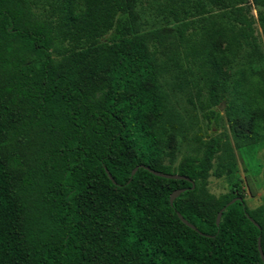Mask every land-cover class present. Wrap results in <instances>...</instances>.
Returning <instances> with one entry per match:
<instances>
[{"label": "trees", "instance_id": "trees-1", "mask_svg": "<svg viewBox=\"0 0 264 264\" xmlns=\"http://www.w3.org/2000/svg\"><path fill=\"white\" fill-rule=\"evenodd\" d=\"M155 1L0 0V264H264L234 151L264 147V0ZM169 87L211 130L175 167Z\"/></svg>", "mask_w": 264, "mask_h": 264}, {"label": "rangeland", "instance_id": "rangeland-1", "mask_svg": "<svg viewBox=\"0 0 264 264\" xmlns=\"http://www.w3.org/2000/svg\"><path fill=\"white\" fill-rule=\"evenodd\" d=\"M37 1L42 2L43 0ZM139 9H142L143 20L147 21V24L144 26L145 29H149V27L154 25L159 27L160 24L164 23L162 9L157 1L143 0ZM252 14L257 17V7L254 4H252ZM255 33L262 44L263 37L258 23L255 25ZM110 34L111 32H108L105 37H108ZM170 77L171 75L166 76V78ZM193 94L187 93L184 89L179 91L170 88L169 103L172 107V114L176 123L174 130L175 138L172 144L177 150L173 156V162H171L174 167L184 155L192 152L191 150L198 145L201 139L207 140L209 135H211L207 120L202 117L201 111L195 109L188 100V97H191L194 104L198 103L197 97ZM218 108L221 118L218 128L214 129L215 132L213 133L219 134L223 131L227 132L230 140L233 141L225 113V102L221 101ZM234 151L236 153L237 172L242 179L241 185L244 189L247 206L249 208H255L264 204V147L254 148L249 154L244 155L246 159L249 158L246 161L237 150ZM214 169L211 170L208 178L209 191L215 195L229 192L231 188L229 178L226 174L217 177L213 173Z\"/></svg>", "mask_w": 264, "mask_h": 264}, {"label": "water", "instance_id": "water-1", "mask_svg": "<svg viewBox=\"0 0 264 264\" xmlns=\"http://www.w3.org/2000/svg\"><path fill=\"white\" fill-rule=\"evenodd\" d=\"M137 170V167H135L132 171V175H134V173L136 172ZM153 174L157 175V176H160V177H165V178H173V179H188L187 177L185 176H182V175H179V174H176V173H164V172H160V171H157V170H153V169H149ZM109 177L111 178V175L108 173ZM185 189L184 188H180V189H176L174 190L171 195H170V203L172 204L174 199L181 193L183 192ZM236 199H241L240 197H237V198H234L232 199L231 201H229L227 203V205L229 204H232L233 202L236 201ZM226 205V206H227ZM225 207H222L220 209V211L217 213V216H216V224L218 225L219 222H220V219H221V216H222V212L224 210ZM178 217L182 220V222H184L186 225H188L189 227L193 228V229H196V227L189 223L186 219L183 218V216L181 214L178 213ZM251 221L256 225V226H259L258 223H256L252 218H251ZM257 247H258V251H259V254L261 256V259L264 263V253H263V250H262V247H261V243H260V237H258V241H257Z\"/></svg>", "mask_w": 264, "mask_h": 264}]
</instances>
